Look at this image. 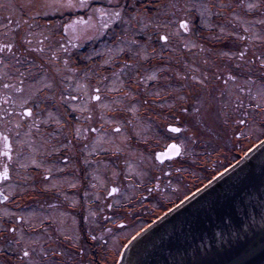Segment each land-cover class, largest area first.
Returning <instances> with one entry per match:
<instances>
[{
  "label": "rangeland",
  "instance_id": "1",
  "mask_svg": "<svg viewBox=\"0 0 264 264\" xmlns=\"http://www.w3.org/2000/svg\"><path fill=\"white\" fill-rule=\"evenodd\" d=\"M208 1L42 0L22 5L34 10V16L49 5L51 13L79 7L87 13L66 24L60 41L54 21L44 43L46 57L37 52L33 88L35 96L45 99V109L29 119L27 129L16 131L22 133L15 142L18 149L24 150V144L31 153L20 158L13 154L3 165L10 172L4 190L22 195L19 209L0 205V230L21 217L13 236H1L0 264H95L97 257L116 264L125 244L169 209L117 208L122 213L110 218L112 228L101 222L98 226L89 209L88 232L92 226L100 230L94 246L86 242L78 221H66L62 208L43 207L53 200L44 203L29 192L37 181L43 189L60 186L61 161L45 156H58L63 148L75 154L77 139H84V155L94 149L109 153V158L94 162V172L100 185H105L106 174L121 182L122 196L114 199L119 204L138 191L130 176L146 184L139 193L153 192L157 186L158 196L173 199L183 192L180 184L188 170L201 176V170L210 167L209 179L196 181L198 189L264 138V0H219L213 6ZM155 33L166 39L158 40ZM35 36V46H41V34ZM74 51L81 52V61ZM13 111L11 119L19 121ZM3 112V129L12 130L7 133L12 135L10 113L6 107ZM168 124L183 130L175 138L185 163L161 164L154 158L170 137L164 130ZM31 166L56 175L53 184L40 181L41 174H28ZM28 199L37 202L24 204ZM73 200L69 195L68 203ZM148 201L161 206L154 194ZM13 252L14 259L4 255Z\"/></svg>",
  "mask_w": 264,
  "mask_h": 264
},
{
  "label": "flooded vegetation",
  "instance_id": "2",
  "mask_svg": "<svg viewBox=\"0 0 264 264\" xmlns=\"http://www.w3.org/2000/svg\"><path fill=\"white\" fill-rule=\"evenodd\" d=\"M82 1L83 0H80V3ZM218 1L219 0H209L208 4L213 6L214 3ZM24 3L37 5L38 3H42V0H0V172L4 171L5 168L3 167V165H6L8 163L11 158L10 156H12L13 154H17V156L20 158L21 154H24L21 156H28V154L31 153L24 144V150L18 149L15 142L17 141V138L22 135V133H20L21 130L23 131L24 129H27V127H29L27 125L29 119L33 115L37 117L39 113L38 111L41 109H45V103L42 102L45 99H42V95L35 96L33 86L35 80L34 70L36 66L37 52L40 55L43 54L44 57H46L47 55V52L45 51L48 50V46L44 45L45 41L47 40V35H50V32L47 33V31H51V27L54 24V21H57L59 26L54 31V34L59 36L58 41H60L65 36L66 24L75 17H85L84 15L87 13L84 12L82 7H79L77 9L75 8L74 11H68L67 9H65L51 13L49 8L51 6L49 5V7H46L44 9V12L41 15L34 16L32 15L34 10H32V12L31 10L26 11L25 7L22 6L24 5ZM37 31L42 36L41 38H39L41 46L38 47L35 46V35ZM158 36L159 35L155 33L154 37ZM161 37L165 36L162 34L159 36L158 40L163 41L164 39H161ZM158 46L159 44L156 45V47ZM224 47H226V45ZM80 53L81 52L79 51L73 52V55H75L76 58L78 57L79 61H81L79 56ZM251 59V63L253 65H258L254 57H251ZM36 98H38L39 100L37 101ZM19 99H25L27 102L22 105H20L18 102H14ZM3 107H6L8 113H10L7 116L8 122H10L11 126L14 125L15 131L14 133H12V135L7 134L12 132V130L4 131L3 129ZM14 109L15 114L20 122L18 120H15L16 118L12 117L11 119L12 111ZM29 112L31 114H29ZM170 125L176 126L174 124H168L164 126V130L166 129L170 137L165 140L164 146H162V148H160L159 150H155L154 158L156 160L157 152L164 151L169 144L173 143L175 145H178L179 147L178 154L172 158H166L160 162L157 160L156 161L161 164L175 161H179V164L185 163L187 162L186 158H182L183 147L175 138L183 130L179 126H176L180 129L179 132L168 130L167 127ZM43 128L46 129L49 128V126H44ZM91 128H93V126H89L87 129ZM18 129L21 130L16 133ZM83 142V138H81V140L77 139V148L76 150H74L75 154L70 155L68 148H63L58 156L56 154L52 157L45 156L49 161H55L58 158L61 161V171H59V173L57 174V176H61V178L57 180L58 182L61 181L59 187L55 186L54 188L48 187L43 189L40 184L41 182L37 181L34 182L35 185H33V188L30 189L29 192L30 195L35 194L36 196L41 197L44 203L47 200H53L54 205L44 204L43 207L62 208L66 221L70 219H74L75 222L78 221L82 229V236L84 237L86 242L93 244V246L97 242L96 238L100 228L92 226L91 231L88 232L89 226L86 223L85 218L87 216L85 215L87 210H91L92 215L90 216L95 219V221L98 223V226L99 222H101L103 223L104 228H112L113 221L110 220V218L115 216V214L117 213H122V211L117 208H170L196 190V181H200V177L204 176L207 180L209 179L207 178L208 176L206 177V175L211 170L210 167H204L203 170H201V176H195L191 173V170H188V172H186L187 177L182 179L183 184H180V188L183 189V192L181 193V195L178 194L173 199H165L163 196H158L161 195L158 194V187H154L155 189L150 193H153L154 196L157 197L159 204H161V206L154 207L148 201L150 197H153V194H150L149 192L147 193V191H145L146 193H139L141 187L145 186L146 184H139L137 183L134 176H130L129 181L137 186L138 191L134 194V196H130V198L126 201L121 199L119 204H114V199L120 198L122 196V194H120L122 190L121 182L111 179L110 175L106 174V176L108 177H106L107 181L105 185H100L98 172L97 175L94 172V170L96 169V165L94 164V162H97L99 158H109V153L103 151L104 153L100 154V151L94 149L89 154L84 155V153L80 149V146H82L81 144H83ZM5 157H7L8 160L4 161ZM70 157L74 161V165L73 162H71ZM85 157L87 158L84 163L82 160H84ZM27 173L34 175L41 174L39 176L41 178L40 181L42 180L46 183L52 182L53 184L54 179H56L54 178L56 175H51L48 172H41V169H36L34 166L28 168ZM69 178L71 179V181H69ZM9 180L10 172L8 171V176L6 178L1 177L0 179V195H3L2 199L0 197V205H12L10 206L11 208L19 209L21 208L19 206V203L21 201L20 196L22 194L17 190L14 194L10 195L7 194V192L3 188V185ZM16 181L21 182L18 178L16 179ZM73 183H75L76 185H74ZM113 188L117 189V191L113 192ZM183 193L185 194L182 195ZM69 195H72L75 200L71 201V204L68 203ZM31 201H33L34 203L37 202L36 199H32ZM31 201L28 199L24 204L28 205L31 203ZM27 205H25L24 207H26ZM101 209L103 210L102 218L99 217ZM15 218V222L17 224L12 221L11 224L8 225L7 230H0V239L2 235L13 236V231L14 229H18L17 227L19 225L21 217L17 215ZM118 224L121 226L122 222H118ZM97 254L98 252L95 249L94 255L97 256ZM10 255L12 257L17 256L14 252ZM114 258H116V256ZM97 261H99L98 257L95 261V264H98Z\"/></svg>",
  "mask_w": 264,
  "mask_h": 264
},
{
  "label": "water",
  "instance_id": "3",
  "mask_svg": "<svg viewBox=\"0 0 264 264\" xmlns=\"http://www.w3.org/2000/svg\"><path fill=\"white\" fill-rule=\"evenodd\" d=\"M172 145L156 160L176 156ZM116 264H264V138L135 234Z\"/></svg>",
  "mask_w": 264,
  "mask_h": 264
},
{
  "label": "snow or ice",
  "instance_id": "4",
  "mask_svg": "<svg viewBox=\"0 0 264 264\" xmlns=\"http://www.w3.org/2000/svg\"><path fill=\"white\" fill-rule=\"evenodd\" d=\"M28 6L30 7L31 4H29ZM101 14L103 15L104 13L101 12ZM113 15H115L116 17H119L120 13H119V12H115V13H113ZM181 26H182V27H185L186 25L181 24ZM161 39H166V37H161ZM29 114H31V113L29 112ZM240 123L243 124V123H245V121L241 120ZM172 131L179 132L180 129H179V128H173ZM172 149H173V151H178L176 145H172ZM7 175H8V170H7V168H5L3 172H0V177H6ZM112 191L115 192V191H117V189L113 188ZM24 255L27 256L28 253L25 252Z\"/></svg>",
  "mask_w": 264,
  "mask_h": 264
},
{
  "label": "trees",
  "instance_id": "5",
  "mask_svg": "<svg viewBox=\"0 0 264 264\" xmlns=\"http://www.w3.org/2000/svg\"><path fill=\"white\" fill-rule=\"evenodd\" d=\"M157 43H158V40L156 41ZM238 155V154H237ZM238 158V157H237ZM227 166V165H226ZM225 166V167H226ZM4 255H8L9 257H12L9 253L8 254H4ZM102 262H104V261H102V260H99V261H97V263L98 264H106V263H102ZM108 264V263H107Z\"/></svg>",
  "mask_w": 264,
  "mask_h": 264
}]
</instances>
